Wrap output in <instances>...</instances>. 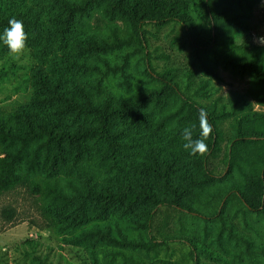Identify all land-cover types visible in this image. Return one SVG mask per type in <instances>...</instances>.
Returning a JSON list of instances; mask_svg holds the SVG:
<instances>
[{
  "label": "rangeland",
  "instance_id": "obj_1",
  "mask_svg": "<svg viewBox=\"0 0 264 264\" xmlns=\"http://www.w3.org/2000/svg\"><path fill=\"white\" fill-rule=\"evenodd\" d=\"M175 1L178 10L188 13L196 28L212 43L211 25L194 14L192 6L197 0ZM235 10L248 12V9ZM60 14L52 0H0V22L5 20L4 25H0V35L13 17L23 22L28 34L27 49L19 59L13 58L0 41V125L4 124L9 130L25 131L27 116L32 121H55L58 128L72 130L91 125L87 120L76 121L68 115L57 114L55 105L42 104L39 98L43 92L38 88L42 77L49 84H60L68 92L73 91L74 86H80L92 94L95 103L108 98L119 106L147 89L160 87L161 84L149 75L147 63L159 74L168 73L178 80L190 78L192 90L204 84L202 95L192 96L204 107L229 108L238 96H245L255 111L264 113V103L249 95L253 75L228 67L208 54H204L203 59L209 64L210 71H205L195 59L181 24L173 23L163 28L149 26L148 44L143 51L140 47L136 51V44L104 53L90 49L89 43L111 40L114 34L125 37L129 31L120 21L104 18L102 9L97 8L88 17L77 18L72 31L63 34L58 23ZM41 23L47 30L46 37L38 34ZM246 24L247 30L234 28L230 38L240 43L247 33H251L257 43L255 38L264 36V2L254 7ZM229 40L219 39V47L227 46ZM250 53L248 47L233 55L242 58ZM261 70L264 72V67ZM179 108L176 98H163L147 106V124L133 120L118 122L115 130L124 146L117 163L108 157L109 148L105 142L88 141L78 153L68 150L63 159L54 158L52 152L47 158L42 154V174L37 180L47 181V186L57 185L69 195L84 193L89 188L120 189L128 182L138 183V168L152 161V152L147 147L160 136L176 135L178 122L175 118L167 119L178 113ZM233 123L228 119L221 125L225 134L223 157L234 133ZM180 136L182 139V134ZM182 140L177 146L179 160L187 164L190 156L183 148L185 141ZM26 165V162L22 163L24 170ZM30 186L27 182L0 197V264H194L191 248L185 243H171L167 248L152 252L112 243L110 239L121 241L127 237L138 241L147 237L144 231L136 229L127 215L112 209L100 216V205L94 203L85 205L86 213L75 225L73 217L68 215L63 223L55 226L45 215L44 207L50 208L58 217L67 209L60 211L59 202L51 197L42 200L32 195ZM226 204L227 222L250 238L253 248H261L259 254L248 257L242 251V245L227 237L223 238L222 245L218 244L216 225L207 235L201 220L182 216L183 226H178L180 215L174 211L172 214L163 211L156 226L164 228L167 225V230L172 229L175 236L194 238L205 252L199 256V264H264V219L249 212L237 195L229 197ZM167 215L171 217L166 218ZM243 219H247V226Z\"/></svg>",
  "mask_w": 264,
  "mask_h": 264
},
{
  "label": "trees",
  "instance_id": "obj_2",
  "mask_svg": "<svg viewBox=\"0 0 264 264\" xmlns=\"http://www.w3.org/2000/svg\"><path fill=\"white\" fill-rule=\"evenodd\" d=\"M60 9V31L71 32L77 18L88 17L97 8L102 9L104 18L120 21L129 33L125 37L114 34L111 40L93 41L89 48L99 52H113L138 44L143 51L148 44V27L163 28L170 24H181L187 33L190 47L195 59L210 71L209 64L203 59L204 54L222 61L226 66L242 72H250L249 95L264 103V45L254 42L251 33H247L238 43L231 37L234 28L247 30L246 19L254 7L264 0H197L192 8L200 21L211 25L212 43L206 39L195 26L193 18L186 12L178 10L175 0H52ZM248 9L238 12L235 9ZM5 20L0 22L4 25ZM39 35L47 36V30L40 24ZM47 29V28H46ZM230 39L224 48L219 47V39ZM251 48V53L236 58L234 52ZM149 75L161 85L147 89L137 98L126 99L119 106L105 98L95 103L92 94L80 86H74L68 92L58 83L49 84L41 78L38 88L42 93L39 101L44 105H55L57 114L68 115L74 120H87L90 126L75 130L58 128L55 121H32L25 119L26 128L14 132L0 125V197L14 191L17 187L31 183L30 193L46 200L52 198L59 202L60 211L67 209L58 217L50 208L44 207V213L55 226L64 222L71 215L76 224L86 213L85 205H100L99 215L104 216L112 209L127 215L137 230L144 231L147 239L138 241L127 237L121 241H112L124 247H136L149 252L157 248H167L169 244L180 242L191 248L194 264H199V256L205 253L198 247V242L186 236H175L172 229L156 226L159 216L177 212L183 226L182 216L195 218L204 223L206 234L216 225V241L222 245L227 237L240 244L243 252L252 257L259 254L261 248H253L252 240L240 234L227 222L226 201L237 195L245 208L252 214L264 219V113L254 110L245 96H238L229 108H207L198 103L193 95H202L204 84L197 89L190 88V78L178 80L168 73H157L147 63ZM100 86V82H98ZM163 98H176L180 103L178 113L167 120L175 118L178 122L175 136L158 137L147 149L152 152L150 164L144 163L138 168V183L128 182L123 188L95 190L89 188L84 193L67 194L57 185L47 186V181L40 182L37 177L42 174V154L53 153L54 158H64L68 150L80 152L88 141L105 142L109 148L108 157L117 163L124 143L115 130L118 122L133 120L138 124H147V106L158 103ZM204 109L213 125V132L206 141L208 152L203 156H190V162L179 160L178 147L185 127L195 125L194 138H198L199 112ZM182 115L180 116V114ZM232 119L234 133L225 157L222 156L225 134L222 122ZM180 139V140H179ZM183 141V140H182ZM180 143V144H179ZM256 153V155H255ZM26 162V170L22 163ZM115 163H113L115 165ZM39 170V173L37 172ZM79 202H76L79 200ZM57 207V206H56ZM172 214V213H171ZM170 214V215H171ZM167 215L166 218L171 217ZM247 226V219H243ZM110 237V235H107ZM216 242V243H217ZM161 264V263H155ZM176 264V263H164Z\"/></svg>",
  "mask_w": 264,
  "mask_h": 264
},
{
  "label": "clouds",
  "instance_id": "obj_3",
  "mask_svg": "<svg viewBox=\"0 0 264 264\" xmlns=\"http://www.w3.org/2000/svg\"><path fill=\"white\" fill-rule=\"evenodd\" d=\"M9 26L4 29L2 35H0V41H3L7 46L9 54L19 59L25 54L27 49L28 34L25 31L24 24L21 20L15 17L8 21ZM256 42L260 45H264V36L255 38ZM195 125L185 127L182 132V139L184 142L183 148L189 152L191 156H203L208 152V145L206 141L213 132V125L207 118V112L201 109L199 112V129L200 134L198 138H194L193 130Z\"/></svg>",
  "mask_w": 264,
  "mask_h": 264
}]
</instances>
